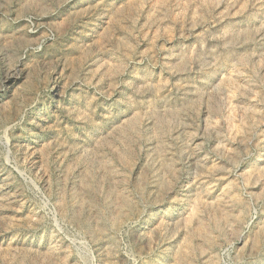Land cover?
I'll list each match as a JSON object with an SVG mask.
<instances>
[{
    "label": "rangeland",
    "instance_id": "rangeland-1",
    "mask_svg": "<svg viewBox=\"0 0 264 264\" xmlns=\"http://www.w3.org/2000/svg\"><path fill=\"white\" fill-rule=\"evenodd\" d=\"M0 264H264V0H0Z\"/></svg>",
    "mask_w": 264,
    "mask_h": 264
}]
</instances>
